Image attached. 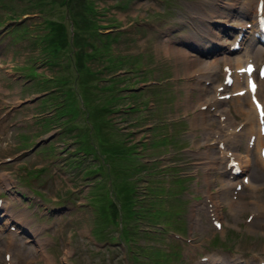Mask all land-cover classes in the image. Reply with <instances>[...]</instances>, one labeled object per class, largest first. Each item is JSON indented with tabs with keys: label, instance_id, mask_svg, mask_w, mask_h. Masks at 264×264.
<instances>
[{
	"label": "rangeland",
	"instance_id": "rangeland-1",
	"mask_svg": "<svg viewBox=\"0 0 264 264\" xmlns=\"http://www.w3.org/2000/svg\"><path fill=\"white\" fill-rule=\"evenodd\" d=\"M79 1L40 11L0 0V264L7 252L14 264H259L264 164L240 135L250 164L236 181L247 175L251 187L237 188L236 211L223 199L211 212L208 195L230 186L226 161L208 167L204 153L218 150L198 125L207 117L220 129L199 104L214 95L225 58L264 47L242 19L256 0H95L108 27L98 32L88 9L73 15ZM233 18L246 21L244 44L226 53L239 36ZM213 64L215 82L201 79ZM241 100L223 103L239 126Z\"/></svg>",
	"mask_w": 264,
	"mask_h": 264
},
{
	"label": "bare ground",
	"instance_id": "bare-ground-1",
	"mask_svg": "<svg viewBox=\"0 0 264 264\" xmlns=\"http://www.w3.org/2000/svg\"><path fill=\"white\" fill-rule=\"evenodd\" d=\"M256 2L254 4L253 10H252V6H251L248 8L247 11L243 12V14H242L243 20H248V19L256 20L257 19V6H256L257 3ZM230 15H231L230 13L226 14L225 18L227 16H230ZM240 20L241 19L232 20V21H234L233 23H235V26L238 27V33L244 32V30H245V29L243 30V27H244V23L246 21L243 22ZM217 40L219 41L220 45L226 44V40L222 39L219 36H217ZM229 43L233 44V42H229ZM242 43L243 42H239V45H242ZM227 49L229 52V48H227ZM173 52H178L180 54L182 53V55H185V56L187 55V52L182 50V49L175 48L172 46H168V48L166 49V54H169V53L171 54ZM242 55H243V59L242 60L237 59L235 65H234L235 68L242 67V65L245 62L249 61L250 59H255L256 65H259L260 63L264 62V48L263 47H259L257 49L247 47V48H245V51ZM183 59H185V58L183 57ZM192 63H193V65H197V66L202 64V62L200 60H192ZM224 64L225 65H227V64L232 65L233 63H232V60H230L227 57V58H225ZM215 67H216L215 64H213V65L209 66V68H207V69L206 68L202 69L204 71L199 74V77H201V79L204 78L205 80H211V82H215L214 81L215 79L213 78V71H214L213 69ZM215 69H217V68H215ZM199 70H201V69H199ZM199 70H197V71H199ZM254 73L255 72H253V74ZM234 77H235V80H234L235 85H234V89L232 91H237V90H240L242 87H244L243 83L245 82L247 75L235 73ZM219 86H220V84H215L214 85V87H215L214 95L210 96V97L208 96L206 103L204 102V103L199 104L200 106L206 104V108L209 109V111L212 109L215 110L214 114H215V116L217 115L218 124L220 126V129H217V130L211 129L209 127V124L213 123V120L210 118H207V117H204L198 123V125L200 127H202V130H203V135H204L203 144L209 148L213 147L215 144L217 147V150H218L217 155L213 154L212 152L211 153L209 152V154H208V152L204 153L207 156V159L209 160L208 167L214 168L216 166H219L218 164L223 163V161H226V165H225L226 171L224 172V180L222 183H223V186L225 188H228L230 186V193L229 194L222 193V195H223L222 198L218 197L219 198L218 199L216 195L215 196H211L210 194L208 195V199H210L209 201L212 203V204H210V211L211 212H214V211L217 212L219 202H220V200H223V199H225L226 203L230 206V208L232 210H235V211L237 209V206L239 204H241L238 202V200L236 201L237 196L240 192H237L236 188H235L236 185L241 184V182L236 181V180H238L240 178V175L242 174L244 169L249 166L250 160L247 157V155L243 156L239 150L238 140H240L239 139L240 135L245 134V136L247 137V140H249V139L253 140V145L251 146V148H249L248 145L246 146L247 152H250L252 148L256 147L258 154H259V157H260V150L264 149V134H262L259 130L260 129L259 118H258L256 110H255V104H254L253 100L251 99V97H252L251 93L248 90H246L245 93L243 94V96H239V97L235 98V100H241L242 99L241 101H245L247 104V106L244 107V105L242 103L241 109L244 111L243 112L244 114L245 113L247 114L248 120L241 127H239L238 125L235 124L236 122L234 121L232 115L230 114L229 109L223 107L224 106L223 103H225V100H219L218 99L219 95L225 93L224 91L217 92L216 89ZM226 92H228V91H226ZM205 93L202 94L200 99H204V98L206 99ZM253 95H256L257 99H259L264 104V78L259 80L258 86H257L256 91ZM238 107H240V106H238ZM205 112L208 113V111H203L201 113H205ZM263 119H264V117H263ZM245 127H246V129L244 130ZM252 136H254L253 139H252ZM232 161H237V166L234 167V168L240 169V172L237 174L233 173V166H231ZM261 162L264 164V160L262 158H261ZM245 185L251 187V181L250 180L247 181V183H245ZM257 205H258V203L255 204V206L252 208L248 207L249 210L253 213L252 220L254 222H256L257 219H260V218H258L259 212H258V206ZM211 207H213L214 211L211 209ZM217 217L218 216H216L214 219L217 220ZM222 229H223V226H221L220 230H222ZM207 261H208V263H218L216 261V259H214V258H208ZM261 261H263V260H260L259 264ZM10 263L12 264L11 261H10Z\"/></svg>",
	"mask_w": 264,
	"mask_h": 264
},
{
	"label": "trees",
	"instance_id": "trees-1",
	"mask_svg": "<svg viewBox=\"0 0 264 264\" xmlns=\"http://www.w3.org/2000/svg\"><path fill=\"white\" fill-rule=\"evenodd\" d=\"M29 1L31 2V6H34L38 10L47 11L48 9H50L49 5L57 3L56 1H58L60 4H64L66 6H71L72 7V5L74 4L75 0H29ZM89 1H90V4H88ZM94 1L95 0H80L79 4L77 5L78 6V10H76V12L73 15H81V14H83V11H85V8H86V9H88V11L93 16H95V14L98 12V8H97V5L94 4ZM10 20H13V19H10ZM56 24H58L59 27H56L53 30L59 32L60 34H64L65 35V32L67 31L65 26L64 25L60 26L61 22H57ZM51 25H54V22H51ZM99 25H101V24L99 23L98 18L95 16V19L91 22V25H90L94 31L98 32L99 29L102 30L103 28H105V29L108 28L107 26L101 25L102 27H100ZM120 32H115V33H120Z\"/></svg>",
	"mask_w": 264,
	"mask_h": 264
}]
</instances>
